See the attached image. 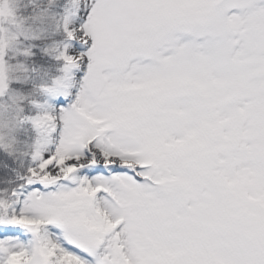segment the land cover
Masks as SVG:
<instances>
[{"label":"snow or ice","instance_id":"obj_1","mask_svg":"<svg viewBox=\"0 0 264 264\" xmlns=\"http://www.w3.org/2000/svg\"><path fill=\"white\" fill-rule=\"evenodd\" d=\"M0 264H264V0H0Z\"/></svg>","mask_w":264,"mask_h":264}]
</instances>
